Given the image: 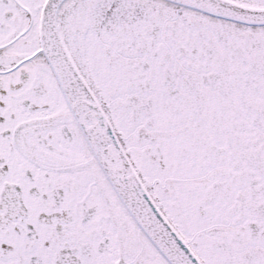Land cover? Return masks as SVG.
<instances>
[{"label": "snow or ice", "instance_id": "snow-or-ice-1", "mask_svg": "<svg viewBox=\"0 0 264 264\" xmlns=\"http://www.w3.org/2000/svg\"><path fill=\"white\" fill-rule=\"evenodd\" d=\"M0 264H264V0H0Z\"/></svg>", "mask_w": 264, "mask_h": 264}]
</instances>
